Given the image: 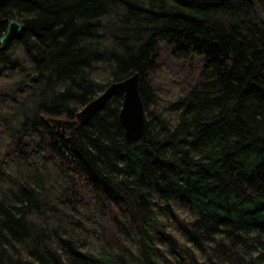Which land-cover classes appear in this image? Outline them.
<instances>
[{"label": "trees", "instance_id": "16d2710c", "mask_svg": "<svg viewBox=\"0 0 264 264\" xmlns=\"http://www.w3.org/2000/svg\"><path fill=\"white\" fill-rule=\"evenodd\" d=\"M10 21L0 264H264V25L248 1L0 0V38ZM135 74L139 140L120 92L76 122Z\"/></svg>", "mask_w": 264, "mask_h": 264}, {"label": "water", "instance_id": "95a60500", "mask_svg": "<svg viewBox=\"0 0 264 264\" xmlns=\"http://www.w3.org/2000/svg\"><path fill=\"white\" fill-rule=\"evenodd\" d=\"M183 1H203V0H183ZM205 1V0H204ZM208 1H230V0H208ZM254 8L259 21L264 25V15L261 6L257 0H246ZM22 32V25L16 21H10L4 35L0 38V46H5L11 40L19 37ZM139 77L137 74L121 82L112 83L105 90L82 107L75 115L76 122L79 125H85L98 112H100L106 103L116 94H123L122 107L119 112V122L124 129V137L127 143H133L139 140L144 133L145 117L144 106L138 91ZM47 123L56 127L60 136L65 135L64 121L59 119H47Z\"/></svg>", "mask_w": 264, "mask_h": 264}, {"label": "bare ground", "instance_id": "6f19581e", "mask_svg": "<svg viewBox=\"0 0 264 264\" xmlns=\"http://www.w3.org/2000/svg\"><path fill=\"white\" fill-rule=\"evenodd\" d=\"M183 1V0H182ZM204 1V0H203ZM208 1V0H205ZM185 2H191V1H185ZM258 2V1H257ZM259 3V2H258ZM260 5V4H259ZM96 98V97H95ZM54 127V126H53ZM56 129V127H54ZM57 130V129H56ZM126 141V140H125Z\"/></svg>", "mask_w": 264, "mask_h": 264}]
</instances>
